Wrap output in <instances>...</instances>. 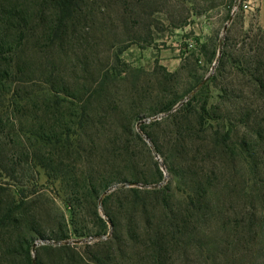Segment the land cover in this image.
I'll return each instance as SVG.
<instances>
[{"label": "rangeland", "instance_id": "374dc122", "mask_svg": "<svg viewBox=\"0 0 264 264\" xmlns=\"http://www.w3.org/2000/svg\"><path fill=\"white\" fill-rule=\"evenodd\" d=\"M54 1L0 0V264H264V0Z\"/></svg>", "mask_w": 264, "mask_h": 264}, {"label": "trees", "instance_id": "16d2710c", "mask_svg": "<svg viewBox=\"0 0 264 264\" xmlns=\"http://www.w3.org/2000/svg\"><path fill=\"white\" fill-rule=\"evenodd\" d=\"M54 2H55L56 10H57L59 26L61 27L63 22H65L68 19H70L71 17H73V15L75 13V9L78 6L79 0H55ZM60 27L57 28V31L60 29ZM5 72L7 73V71H5ZM14 77L16 78L17 76L15 75ZM44 90L48 91L49 89L46 88ZM173 106L174 105H172L167 110H171L173 108ZM170 173H173V170H170ZM159 177L160 178L163 177V173L161 171H159ZM133 191H137V189H133ZM262 230H263V234H264V228H262ZM34 241L31 242V245L34 243ZM52 247L50 245L43 246V248L46 250L52 249ZM30 252H31V247L29 245H27L26 257H27L28 262H30V260H31Z\"/></svg>", "mask_w": 264, "mask_h": 264}, {"label": "built area", "instance_id": "2783aa9c", "mask_svg": "<svg viewBox=\"0 0 264 264\" xmlns=\"http://www.w3.org/2000/svg\"><path fill=\"white\" fill-rule=\"evenodd\" d=\"M239 7H240V5H239V6H235L234 9H233V13H234L235 11H237ZM243 7L247 8L246 4H245Z\"/></svg>", "mask_w": 264, "mask_h": 264}]
</instances>
